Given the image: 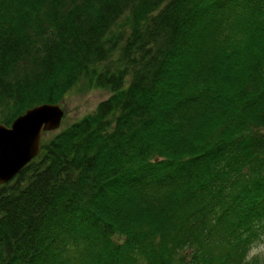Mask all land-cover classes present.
Wrapping results in <instances>:
<instances>
[{
    "label": "trees",
    "instance_id": "1",
    "mask_svg": "<svg viewBox=\"0 0 264 264\" xmlns=\"http://www.w3.org/2000/svg\"><path fill=\"white\" fill-rule=\"evenodd\" d=\"M82 80L111 95L0 185V264H247L264 0H0V123Z\"/></svg>",
    "mask_w": 264,
    "mask_h": 264
},
{
    "label": "water",
    "instance_id": "2",
    "mask_svg": "<svg viewBox=\"0 0 264 264\" xmlns=\"http://www.w3.org/2000/svg\"><path fill=\"white\" fill-rule=\"evenodd\" d=\"M63 116L59 104L44 103L26 110L10 126L0 123V185L39 155L43 135L58 130Z\"/></svg>",
    "mask_w": 264,
    "mask_h": 264
},
{
    "label": "rangeland",
    "instance_id": "3",
    "mask_svg": "<svg viewBox=\"0 0 264 264\" xmlns=\"http://www.w3.org/2000/svg\"><path fill=\"white\" fill-rule=\"evenodd\" d=\"M110 95L111 93L108 89L96 88L87 80L80 81L64 95L63 100L59 103L64 111L60 128L54 132H48L50 134L44 135L42 141L69 126L71 123L91 114L96 106ZM245 262L247 264H264V235L260 241L256 242L249 249Z\"/></svg>",
    "mask_w": 264,
    "mask_h": 264
}]
</instances>
